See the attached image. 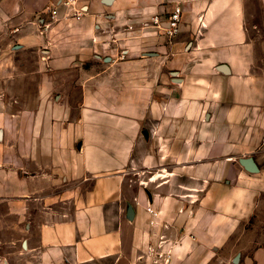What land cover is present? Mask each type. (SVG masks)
<instances>
[{
  "label": "crops",
  "instance_id": "crops-1",
  "mask_svg": "<svg viewBox=\"0 0 264 264\" xmlns=\"http://www.w3.org/2000/svg\"><path fill=\"white\" fill-rule=\"evenodd\" d=\"M55 2L0 0V264H264V0Z\"/></svg>",
  "mask_w": 264,
  "mask_h": 264
},
{
  "label": "built area",
  "instance_id": "built-area-1",
  "mask_svg": "<svg viewBox=\"0 0 264 264\" xmlns=\"http://www.w3.org/2000/svg\"><path fill=\"white\" fill-rule=\"evenodd\" d=\"M79 0H56L55 4L50 8H47V13L51 21H56L58 16V8H64L67 10L66 17H71L79 21L83 17V12L81 8L78 7ZM182 10L179 6L174 7V9L169 13L167 19V28L165 30V35L168 38H174L179 33V27L181 23ZM152 23L155 26L160 24L159 18H152ZM261 143L264 145V136L261 138ZM149 212L153 213L150 209Z\"/></svg>",
  "mask_w": 264,
  "mask_h": 264
},
{
  "label": "rangeland",
  "instance_id": "rangeland-1",
  "mask_svg": "<svg viewBox=\"0 0 264 264\" xmlns=\"http://www.w3.org/2000/svg\"><path fill=\"white\" fill-rule=\"evenodd\" d=\"M261 219V217L259 218V220ZM253 226V234L258 237L262 231L263 225L262 223L258 222L257 220H255L254 223L251 224ZM7 229H2L0 236L4 237L5 239H11L12 236L14 235V231H12V224H6ZM258 239H256L257 241ZM17 246H19V244H17Z\"/></svg>",
  "mask_w": 264,
  "mask_h": 264
},
{
  "label": "water",
  "instance_id": "water-1",
  "mask_svg": "<svg viewBox=\"0 0 264 264\" xmlns=\"http://www.w3.org/2000/svg\"><path fill=\"white\" fill-rule=\"evenodd\" d=\"M243 166L246 168L249 172H257V169L255 167L254 161L251 158L245 159L242 162ZM238 256L235 258V263L237 262Z\"/></svg>",
  "mask_w": 264,
  "mask_h": 264
}]
</instances>
